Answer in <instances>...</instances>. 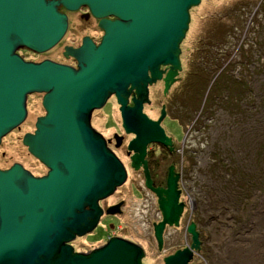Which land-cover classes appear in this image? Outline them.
I'll use <instances>...</instances> for the list:
<instances>
[{"label": "water", "instance_id": "water-1", "mask_svg": "<svg viewBox=\"0 0 264 264\" xmlns=\"http://www.w3.org/2000/svg\"><path fill=\"white\" fill-rule=\"evenodd\" d=\"M199 0H0V138L25 117L26 96L41 93L44 113L21 144L46 168L32 176L19 163L0 169V264H141L139 244L115 235L86 250L73 251L68 241L90 232L102 210L97 200L124 180L121 162L89 126V113L113 94L125 132L134 136L127 148L130 166L144 169V184L157 196L160 220L153 223L159 243L164 224H177L175 176L169 167L165 188H154L146 173L144 146L168 139L155 121L141 113L148 102L146 85L160 78L163 90L180 69L178 44L189 20L188 9ZM66 10L86 6L102 34L94 44L87 36L77 47L64 46L75 66L24 60L16 53L52 47L66 26ZM114 18L107 20L104 17ZM208 87V86H207ZM134 90L131 105L126 95ZM207 89V88H206ZM117 204L105 208L113 213ZM191 248L197 239L193 223L186 226ZM184 247L163 258V264H187Z\"/></svg>", "mask_w": 264, "mask_h": 264}, {"label": "rangeland", "instance_id": "rangeland-1", "mask_svg": "<svg viewBox=\"0 0 264 264\" xmlns=\"http://www.w3.org/2000/svg\"><path fill=\"white\" fill-rule=\"evenodd\" d=\"M236 1L246 3L242 8L234 10L236 19L228 22L230 26L234 20L231 28L232 38L238 36L243 38V31L250 27L255 31L260 28L258 24L264 22V16L259 13L257 19L255 17L259 0H199L195 6L188 9L187 28L178 44V56L182 66L178 75L181 79L188 65L189 54L195 50L198 38L205 35L204 30L208 29L206 23L211 20L210 16L216 15L220 9L231 8ZM252 18L259 20V23H255ZM263 34L264 31L259 30L255 35L258 39L257 35ZM232 38H228L226 46L235 53L241 38L236 39V45L233 44ZM73 40L72 34L67 33L51 49L40 54L33 55L23 49H17L16 53L25 59L38 60L49 57L59 60L62 45ZM233 56L234 54L230 56V60L234 59ZM236 57L238 58V54ZM248 68L249 74H243V77L247 81L249 92L242 102L238 101L240 109L230 113V110L224 108H212V104L210 113L205 114V125L199 131L200 136L197 138L192 136L193 139L190 141L193 149L201 151L193 158L196 161V169L205 170L206 166L211 167L217 160L220 164L216 166L219 169L214 168L216 164L212 166L213 171L209 168L207 182L199 176L197 179H191L192 183H184V186L192 184L194 189L199 185L207 191V197L201 201L207 206L203 215L207 223L203 231L215 264L217 258L221 261L220 264H264V60L252 62ZM235 69H240L239 63ZM207 86L209 87V82L202 98L206 95ZM248 99L250 100L246 101ZM25 109L29 121L41 113L38 99H29ZM146 111L151 110L147 108ZM165 123L175 135H178L179 129L175 121L169 120ZM28 129L27 126H21L20 130L10 133L8 131L0 138V167L16 161L29 167L33 173L44 172V168L27 155L21 144L20 138ZM121 154L124 157V153ZM221 165L227 167L226 170L230 173L223 172ZM232 168L236 169L235 174L231 173ZM130 177L134 175L130 174ZM129 185L128 180L117 189L115 195L100 202L104 206L116 201L117 198H122L124 214L116 222L109 215L100 218L99 227L81 236H75L70 244L78 251L89 250L104 242L109 234V236L115 234L117 230L113 225L116 223L118 226L125 225L117 234L141 246L144 252L141 264H160L149 223L158 216L154 204L150 201L144 202V206H141V200L127 191ZM185 217L186 213L183 215V221ZM109 223L112 225L110 229L106 225ZM182 229V226L177 230L168 228L166 234L177 233L175 240L180 243L183 240L180 238Z\"/></svg>", "mask_w": 264, "mask_h": 264}, {"label": "flooded vegetation", "instance_id": "flooded-vegetation-1", "mask_svg": "<svg viewBox=\"0 0 264 264\" xmlns=\"http://www.w3.org/2000/svg\"><path fill=\"white\" fill-rule=\"evenodd\" d=\"M57 9L63 12L66 17V26L64 32L59 38V41L67 33H71L74 39L73 42L62 45L61 50L59 51V55H60L59 60L52 59L49 57L40 58L38 60H34L32 58L25 59L23 57L22 59L30 60V61L49 59L54 62L63 63L74 67L75 59L69 55H66L64 53L63 47L64 46L77 47L81 43V38L83 36H87L94 44L98 43L100 36L102 34V29L98 26L99 18L94 17L89 12L86 6H79L78 8L73 10H66L61 5H58ZM104 18L107 20H112L114 17L108 15L105 16ZM52 47H50L49 49H51ZM23 50H25L26 52L29 51L26 49ZM29 52L33 55H37L41 53V52L34 53L32 51ZM217 52L218 53L216 55L219 57V59L221 58L223 59V54L225 53L224 49H218ZM230 55L231 53L229 54L225 62L229 60ZM209 59L210 58H208V60ZM179 65H180V69L178 70L177 74L174 76V80L168 84L165 90H163V81L161 80V77L166 71L167 66H163V65L158 66V69H162L164 70V72L160 74L159 79H155L154 81L146 85V89H147L146 95L148 102H142L140 108L141 113H143L146 116V118L151 121H155L158 118L160 114V109H162L163 111L162 112L163 114L157 120L158 121L157 123L163 133V136L168 139V142L166 144H163L158 141H150L146 143L144 146L143 160L145 162V169L150 181V186L154 188H161V189L165 188L168 169L169 167L171 168L170 173L172 176H175V190H177L176 202L181 203V209L177 217V224L176 225L164 224L160 232V241L159 243H157V241L153 237V230H152L153 223H156L157 221L160 220V211L157 207V202H156L157 196L150 188L146 187L144 184L145 178H144V169L142 167V164L138 163L136 168L130 166L129 156L132 153V150H129L127 148V143L129 139H131L134 136V134L131 132H125L124 128L121 125V118L118 110V104L116 103L113 94H109L104 100V103L99 108H94L90 111L88 122L90 128L101 135V137L104 140L105 146L121 162L125 171V176L122 183L116 186L109 195H107L102 199L97 200V205L100 207L102 212L99 215L98 221L94 226V228L100 226L98 225L100 218L106 215L112 216L113 220L116 222V220L119 217H121V215L124 214L123 211L124 201L122 198H117L116 201L105 204L104 206H102L100 202L108 198L109 196L115 195L118 192L117 189L129 180L130 185L127 191L130 192L131 195H135L137 196L138 199L141 200L142 202L141 206H144V202L149 203L150 201H152L154 204V210L158 216L156 217L155 220H150L149 223L151 227V234L154 241L155 250L156 253L159 255L160 264H163V258L165 256H168L174 253L176 250H180L184 247H186L190 251V256L186 261L187 264H215L214 257L209 253V248L207 247V239H206L207 237L203 231V228L207 223L206 221L207 219L203 217L204 211L207 210V206L206 204H204V202L201 201L202 199L207 197V191H204L202 187L199 185H197L195 189L192 184L188 186L186 185L184 186V183H189V182L192 183L193 181L191 179L194 178L197 179L199 176H201V179H205L207 182L209 176V168H211L213 171L214 168H218L216 166L220 165L219 160H217L214 163L216 164L214 168L212 167L214 166L213 164L211 167H209V165L206 166L205 170L202 169V171L196 169L195 168L196 161L193 158L197 157V153L198 152L200 153L201 151L197 152V149L196 150L193 149L190 143L193 137L197 138L198 136H200L198 134L200 133L199 132L200 129H202L203 126L205 125L204 124L206 119L205 114L207 115V113L209 112L210 106H207L206 104V106L203 108V104L205 103V99H206L205 98L206 95H205L203 96V98H201L199 106H197L195 112L194 103L198 95V90L193 88L189 89L188 87H186V85L194 86L199 82L193 80H188V81L182 80L178 75L179 72L182 70L180 60H179ZM190 68L191 65L190 64L187 65L185 74L189 72ZM234 73H237L235 66H234ZM214 77L215 75L212 78ZM133 95H134V90L133 89L129 90L126 95V102H125L126 106H130L132 104L131 97ZM32 98L38 99L40 104L41 93L34 92L28 94L26 96V103L28 102L29 99ZM26 103H25V107H26ZM147 108H149V110L151 111L147 112L146 111ZM43 113L44 111L41 108V113L35 115L32 121H29L27 119V109H26V114L24 119L17 126L12 128L9 131V133L20 130L21 126L23 127L27 126L29 129L26 130L25 132L32 133L34 130V121L36 117L43 115ZM169 120L176 122L177 127L179 129L178 135H175L170 129V127L166 125L165 121H169ZM22 146L25 148L24 145ZM25 151L27 152V155L36 164L44 168V172L40 174L33 173L32 170L29 169V167L24 166L20 162L17 163H19L24 169L29 171L32 176H41L45 174L47 168L42 163H40L36 158H34L26 150V148ZM122 152L124 153V157L121 154ZM8 166L0 167V169H4ZM221 167L223 168V172L230 173L229 170L228 171L226 170L227 167L223 165H221ZM235 171L236 169L232 168L231 173L235 174ZM130 174H133L134 177H130ZM117 203H118L117 207H112L117 211L113 213H104L105 208H107L108 206H113L114 204ZM184 213H186V217L185 220L183 221L182 218ZM190 222L193 223V228L194 231L196 232V239H197L196 248L190 247L191 236L186 231V226ZM106 225L109 226L107 227L109 229L112 226L111 223ZM113 226H115L117 230V232L113 235L121 238H125L124 236L117 234L118 231H120L121 228H123L125 225L118 226L115 223ZM180 226H182L183 228L182 229L183 231L181 232V236H180V238H182L183 240L179 243L175 240L177 233L176 235L173 233L166 234V230L168 228H174L175 230H177V228H179ZM94 228L92 230H94ZM70 241H68L69 245H71ZM71 247L73 251H78L74 249L72 245ZM142 253L144 254L143 251ZM140 262H141V258H140ZM220 263L221 261H219L217 258L216 264H220Z\"/></svg>", "mask_w": 264, "mask_h": 264}, {"label": "trees", "instance_id": "trees-1", "mask_svg": "<svg viewBox=\"0 0 264 264\" xmlns=\"http://www.w3.org/2000/svg\"><path fill=\"white\" fill-rule=\"evenodd\" d=\"M245 3L244 1H236L231 8L220 9V12L216 15H211V20L206 23L208 29L207 31L204 30L205 35L198 38L195 50L187 58V64H190L191 68L190 70L188 69L189 72L183 76L182 80L199 82L194 86L186 85L189 89L198 90L195 107L199 105L208 82L209 87L203 108L206 104L207 106L213 104L212 108H224L230 110L231 113L236 109H240L238 101L240 103L248 96L249 89L243 74H249L248 65L250 63L259 62L260 59L264 60V34L257 35L258 39L255 35L259 30L264 31V22L260 24L259 20H256L259 13L264 16V0H259L255 12L256 19L252 18L255 23H259L260 28L255 31V29L250 27L243 31V38L240 36L232 38L233 32H231V28L234 20L230 26H228V22L236 19L234 10L242 8ZM237 24L239 23L237 22ZM230 37L234 40V45L237 43L236 39L239 40L241 38L236 49L237 53L227 49L226 43ZM218 49H224L223 59H219L216 55ZM230 53L231 57L234 54V59L230 60V57L225 62ZM236 54H238V58ZM208 58L210 59L208 60ZM237 63H239L240 69H236L237 73H234V66ZM214 75L215 77L212 78Z\"/></svg>", "mask_w": 264, "mask_h": 264}]
</instances>
